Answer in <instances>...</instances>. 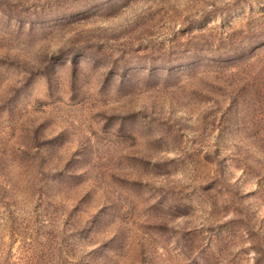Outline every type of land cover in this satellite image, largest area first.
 <instances>
[{
    "label": "rangeland",
    "instance_id": "rangeland-1",
    "mask_svg": "<svg viewBox=\"0 0 264 264\" xmlns=\"http://www.w3.org/2000/svg\"><path fill=\"white\" fill-rule=\"evenodd\" d=\"M0 264H264V0H0Z\"/></svg>",
    "mask_w": 264,
    "mask_h": 264
}]
</instances>
